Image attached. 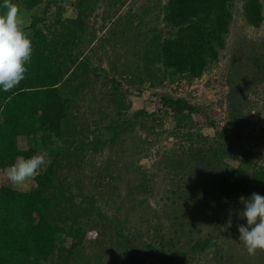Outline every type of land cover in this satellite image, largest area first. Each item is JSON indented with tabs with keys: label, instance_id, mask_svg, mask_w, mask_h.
Segmentation results:
<instances>
[{
	"label": "rangeland",
	"instance_id": "1",
	"mask_svg": "<svg viewBox=\"0 0 264 264\" xmlns=\"http://www.w3.org/2000/svg\"><path fill=\"white\" fill-rule=\"evenodd\" d=\"M30 1L12 0L20 27L31 40L32 17L43 18L41 65L61 68L69 102L58 129L26 119L28 135L14 136L16 158L51 161L14 191L51 173L59 247L86 232L73 255L56 250L44 264H264V250L249 255L238 240L240 197L264 195V183L204 205L220 182L255 185L253 172H264V22H248L246 0L233 1L225 48L199 78L164 65L162 46L177 32L165 20L170 0H58L49 10ZM164 97L192 109L178 113ZM1 188H11L2 168ZM206 239V251L183 260L146 256L150 245L190 252Z\"/></svg>",
	"mask_w": 264,
	"mask_h": 264
},
{
	"label": "trees",
	"instance_id": "2",
	"mask_svg": "<svg viewBox=\"0 0 264 264\" xmlns=\"http://www.w3.org/2000/svg\"><path fill=\"white\" fill-rule=\"evenodd\" d=\"M233 1L170 0L165 20L172 23L177 32L175 37L166 40L162 46L166 68L177 74L187 73L191 78L201 77L208 65L219 59V51L225 48V37L233 18ZM41 2L42 0H31L30 4L35 6ZM57 2L58 0H47L46 10ZM263 9L264 0H246L244 10L252 26L258 28L263 24ZM2 10L4 9L0 7V11ZM41 21L43 18L32 17L28 27V30L34 32L31 38L33 52L25 78L9 92H0V118H4L0 123V168L4 170L17 159L14 136L19 133L28 135L26 119L36 120L43 128L55 126L58 129L57 126L66 117L68 109L69 101L58 90L64 75L61 68L53 71L52 67L41 65L43 49L47 46L46 42H41L42 31L38 28ZM38 48L42 50L39 51ZM161 101L163 105L174 107L178 113L192 109L185 100L164 97ZM214 157L218 159L220 156L214 153ZM252 179L257 181L255 185L243 181L244 178L235 186L229 181L220 182L215 190L206 191L205 197L209 202L206 201L204 205H219L221 200L216 195H220V190L225 197L229 193H242L249 189L243 190L249 185L251 189L255 188L264 183V172H253ZM51 182L52 174L46 173L38 178L37 187L28 192L0 189V264H44L56 250L73 255V251L84 244L86 232L82 228H76L67 233L75 241L71 243V247H59L60 236L65 231L56 222L53 201L48 194ZM210 243L208 239L198 240L190 248V252H165L150 245L146 256L165 261L183 260L189 254L206 251Z\"/></svg>",
	"mask_w": 264,
	"mask_h": 264
},
{
	"label": "clouds",
	"instance_id": "3",
	"mask_svg": "<svg viewBox=\"0 0 264 264\" xmlns=\"http://www.w3.org/2000/svg\"><path fill=\"white\" fill-rule=\"evenodd\" d=\"M0 7V92H9L19 85L28 71L32 58V42L20 27L18 7L12 0H2ZM51 163L44 155L18 157L4 171L9 186L16 190L34 180ZM243 210L239 213L246 224L238 226V240L249 255L264 250V195L253 193L240 197Z\"/></svg>",
	"mask_w": 264,
	"mask_h": 264
}]
</instances>
